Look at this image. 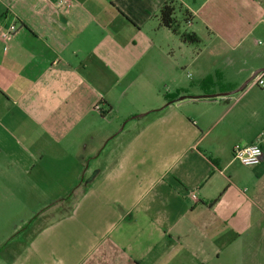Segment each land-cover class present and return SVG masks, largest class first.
Returning <instances> with one entry per match:
<instances>
[{
	"label": "crops",
	"instance_id": "1",
	"mask_svg": "<svg viewBox=\"0 0 264 264\" xmlns=\"http://www.w3.org/2000/svg\"><path fill=\"white\" fill-rule=\"evenodd\" d=\"M166 1L0 0V33L16 26L8 43L0 40V199L13 192L52 201L40 209L76 199L25 244L15 243L21 247L0 264H176L186 255L208 264L227 245L228 215L232 231L244 236L258 227L254 213L261 208L245 192H264V125L258 128L256 113L239 105L257 85L239 97L222 96L240 85L239 76L195 62L208 56L231 70L238 55L233 43L264 24L263 6L174 0L181 30L217 46L185 57L165 106H146L134 112L146 114L132 118L115 114L120 101L112 72L128 69L134 54L117 36L103 38L102 14H122L132 30L155 17L157 30L170 32L158 20ZM188 68L194 84H182ZM182 96L201 98L178 101ZM254 144L261 162L238 174L232 148Z\"/></svg>",
	"mask_w": 264,
	"mask_h": 264
},
{
	"label": "rangeland",
	"instance_id": "2",
	"mask_svg": "<svg viewBox=\"0 0 264 264\" xmlns=\"http://www.w3.org/2000/svg\"><path fill=\"white\" fill-rule=\"evenodd\" d=\"M128 1L130 5L133 4V0ZM254 1L264 8V0ZM121 15L110 14L108 9L102 14L103 24L106 26L102 29V36L103 38L109 34L117 36L118 45L125 51L134 54V64L127 67L128 69H125L124 72H116L114 70L111 77L113 96L119 98L118 100L120 101L118 107H116L115 114H126L128 112V114H134L128 115L130 116L129 118H132L146 114L147 111L134 113L146 106H154V108L158 109L165 106L167 104L165 97L174 92V76L179 71V66L184 64L182 61L185 57L191 58V52L195 54L194 51L197 48L202 49L205 46L216 47L218 41L215 40L209 44V40L205 36L200 35V44L185 47L179 44L178 40L170 32L166 30L158 31V23L155 17L142 23L141 29L136 27L132 30L129 28L132 24L129 27L127 25L124 26L125 21L121 18ZM110 17H114V21ZM233 45L238 51V55L233 57L232 69L235 71L226 67L227 62H215L212 57L209 58L208 56H202L195 63L203 66H224L227 77L239 76V80H242L236 88L238 89L255 70L261 68L259 65L264 64V24L257 28L249 39L245 41L236 40ZM191 72L190 68H188L184 73L182 84L193 83L194 76ZM249 72L250 75H248ZM261 75L264 76V73ZM226 80L229 79L227 78ZM253 84L254 80L245 89L251 85L253 86ZM203 86L208 85H202V88ZM242 92L237 93L235 96L239 97ZM239 105H246L249 111L256 113L258 128L264 125V86H253L245 97L241 98ZM252 122L250 120L245 123ZM235 167L238 174L246 173L247 169L243 168V165L238 161L235 162L233 168ZM234 184L240 189L244 190L245 188L248 190V184ZM262 185L264 186V184ZM262 185L258 184V187L261 188ZM230 189L232 191L230 194H237L235 189ZM12 193L5 194V198L0 199V257L3 259L9 255L10 251L21 247L18 244L15 245V243L23 242L25 244L30 240L31 234L36 229L69 212L76 200L74 196L68 201H61L54 203L48 208L40 209L38 208L40 203L44 204L52 201L39 200L35 194L31 197H25L23 194L13 196ZM245 195L253 196L257 206L261 208L260 210L256 208L257 210L254 213L258 227L244 236L245 234L232 231V215H228L223 224L225 244L227 245L220 248L219 258L210 261L208 264H264V247L260 245L264 237V192L254 196L249 191L248 194L245 192ZM238 235L239 239L241 236V241L238 240L233 244ZM238 244H242V247H234ZM238 254L241 256L240 258H238ZM176 261H178L176 264H196L191 262L189 255L181 256Z\"/></svg>",
	"mask_w": 264,
	"mask_h": 264
},
{
	"label": "built area",
	"instance_id": "3",
	"mask_svg": "<svg viewBox=\"0 0 264 264\" xmlns=\"http://www.w3.org/2000/svg\"><path fill=\"white\" fill-rule=\"evenodd\" d=\"M15 32L16 26L14 24L7 26L0 33V40L5 44L8 43L13 38ZM254 84L258 87L264 86V80L261 74L254 79ZM95 109L99 111L98 106ZM232 158L245 167H254L261 162L263 153L260 146L256 144L248 146L236 145L232 148Z\"/></svg>",
	"mask_w": 264,
	"mask_h": 264
},
{
	"label": "trees",
	"instance_id": "4",
	"mask_svg": "<svg viewBox=\"0 0 264 264\" xmlns=\"http://www.w3.org/2000/svg\"><path fill=\"white\" fill-rule=\"evenodd\" d=\"M175 10H176V5L174 0H167L162 4L158 14V20L160 26L168 29L184 45L200 44V38L195 33L181 30L180 22H178L174 17ZM184 15L187 16L188 14L184 13ZM209 81H210L209 78L204 79L202 81V85H208Z\"/></svg>",
	"mask_w": 264,
	"mask_h": 264
},
{
	"label": "water",
	"instance_id": "5",
	"mask_svg": "<svg viewBox=\"0 0 264 264\" xmlns=\"http://www.w3.org/2000/svg\"><path fill=\"white\" fill-rule=\"evenodd\" d=\"M262 73H264V68H261V69H258L256 71H254L251 74V76L243 83V85L240 88H238V89H236V90H234L232 92H229V93H224V94H222V96H230V95L237 94V93L243 91L245 89V87L249 83H251L258 75H260ZM215 96L216 95H211L210 97L211 98H214ZM200 98L201 97H199V96H196V97H184V96H182V97H179L178 98V101H181V100H184V99L195 100V99H200ZM140 116H142V115H140Z\"/></svg>",
	"mask_w": 264,
	"mask_h": 264
}]
</instances>
